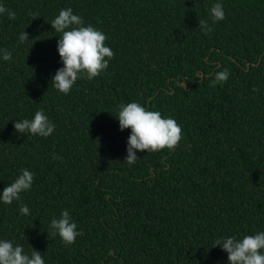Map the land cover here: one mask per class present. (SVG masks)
<instances>
[{"label":"trees","instance_id":"1","mask_svg":"<svg viewBox=\"0 0 264 264\" xmlns=\"http://www.w3.org/2000/svg\"><path fill=\"white\" fill-rule=\"evenodd\" d=\"M220 2L214 22L213 0H0L15 12L0 15V48L12 53L0 59V189L21 169L34 176L19 200L0 203V239L45 264H228L215 240L264 231V0ZM61 8L113 52L68 94L51 85ZM221 70L227 79L214 82ZM132 101L174 118L182 135L129 164L130 129L115 117ZM37 110L52 135L18 134L15 119ZM63 210L80 232L72 244L50 227Z\"/></svg>","mask_w":264,"mask_h":264},{"label":"clouds","instance_id":"2","mask_svg":"<svg viewBox=\"0 0 264 264\" xmlns=\"http://www.w3.org/2000/svg\"><path fill=\"white\" fill-rule=\"evenodd\" d=\"M210 19L220 21L225 18V10L220 0H213L209 8ZM6 13L9 19L15 18V12L0 4V15ZM51 28L60 33L57 39V53L62 64L51 78V85L59 92L68 94L75 82L82 75L88 79L100 75L107 69L113 52L104 42L105 34L91 25H85L81 16L74 14L71 8H61L50 23ZM205 31L211 28L202 26ZM30 40L26 32L19 35V40ZM11 51L0 48V59L9 61ZM215 81L227 79V70L216 72ZM119 129H130L126 144V157L123 161L132 164L137 159V152L158 151L174 147L181 139L182 130L172 117H162L159 111H151L136 101L121 104L117 116ZM14 130L20 135L29 134L49 137L55 124L43 110L35 111L31 119H15ZM33 173L21 169L20 174L3 189H0V203L11 204L20 199V194L31 189ZM22 215L30 214L27 204L19 209ZM50 227L55 230L65 244L74 243L80 235L77 223L68 210L53 217ZM227 254L228 264H264V231L246 234L240 238L235 235L222 236L214 241ZM215 246V247H216ZM0 264H45L41 252L32 247L29 254L22 244H14L9 239H0Z\"/></svg>","mask_w":264,"mask_h":264},{"label":"rangeland","instance_id":"3","mask_svg":"<svg viewBox=\"0 0 264 264\" xmlns=\"http://www.w3.org/2000/svg\"><path fill=\"white\" fill-rule=\"evenodd\" d=\"M252 234H254V233H252Z\"/></svg>","mask_w":264,"mask_h":264},{"label":"water","instance_id":"4","mask_svg":"<svg viewBox=\"0 0 264 264\" xmlns=\"http://www.w3.org/2000/svg\"><path fill=\"white\" fill-rule=\"evenodd\" d=\"M248 66H249V64H248Z\"/></svg>","mask_w":264,"mask_h":264}]
</instances>
